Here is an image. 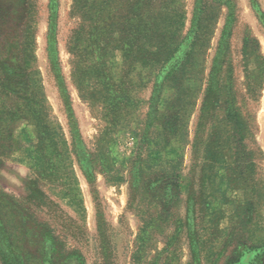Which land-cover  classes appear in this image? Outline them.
<instances>
[{"label": "rangeland", "instance_id": "1", "mask_svg": "<svg viewBox=\"0 0 264 264\" xmlns=\"http://www.w3.org/2000/svg\"><path fill=\"white\" fill-rule=\"evenodd\" d=\"M75 1L0 0V80L39 79L59 134L37 153L33 121L4 125L0 264H264V0Z\"/></svg>", "mask_w": 264, "mask_h": 264}, {"label": "trees", "instance_id": "2", "mask_svg": "<svg viewBox=\"0 0 264 264\" xmlns=\"http://www.w3.org/2000/svg\"><path fill=\"white\" fill-rule=\"evenodd\" d=\"M153 1L154 0H149L150 4H152ZM84 5L85 3L83 0H76L75 10L82 12L85 8ZM141 11L142 9L140 7V2L137 1L134 8V14L137 19L135 20L136 24L133 25L134 35L137 36L142 30V24L139 21V18L141 17ZM165 13L167 14L164 18H162V15H160L161 17H153V27L150 28V30L148 29L150 36V38L149 36L148 38L153 41L152 46L150 47L154 48L155 50L153 52L148 51L147 56H149L150 64H153V66H155V64L164 65L169 62L173 55L177 52L178 46L182 44V42H178L176 32H169V29L171 30L173 25L171 23L172 17L174 16L173 12L169 11ZM160 19L161 22L159 21ZM51 32L52 34L56 32L55 25H53ZM80 40V35L75 36L74 41H76L77 44L80 43ZM131 51L132 50L129 52ZM77 57H80V55ZM3 66L5 68V78L0 80V100L12 99L16 102L17 106L12 108L10 106L5 107L0 105V133H2V136L4 135L3 141L8 143L4 149H1L2 152L0 154V166L3 165V153L12 148L13 139L11 132L12 127H10V129L8 128L7 130L4 125H8V127L9 125L13 126L18 120H31L37 126L39 139V144L36 146L37 153L41 150L46 151L47 149L51 148L57 149V145L59 146V142L57 141L59 134L54 131L50 125L46 98L40 80L33 79L29 75L28 69H22L21 66L11 65L8 61L4 62ZM227 119L229 123L235 128V131L239 136L238 144L241 146V148H243V124L239 114L237 112H231L227 116ZM73 131L74 130L71 132L74 134ZM71 136L72 145L76 146V136ZM0 140L2 141V138ZM65 144L66 142L64 141L62 146ZM116 179L121 180L122 178L117 177Z\"/></svg>", "mask_w": 264, "mask_h": 264}]
</instances>
